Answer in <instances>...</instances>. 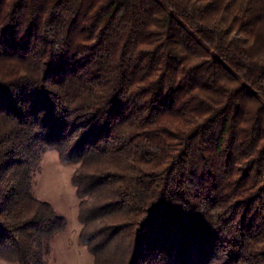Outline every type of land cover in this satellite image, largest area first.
<instances>
[{"label":"trees","instance_id":"1","mask_svg":"<svg viewBox=\"0 0 264 264\" xmlns=\"http://www.w3.org/2000/svg\"><path fill=\"white\" fill-rule=\"evenodd\" d=\"M201 1L0 0V256L67 228L56 149L95 264H264V0Z\"/></svg>","mask_w":264,"mask_h":264},{"label":"rangeland","instance_id":"2","mask_svg":"<svg viewBox=\"0 0 264 264\" xmlns=\"http://www.w3.org/2000/svg\"><path fill=\"white\" fill-rule=\"evenodd\" d=\"M221 12L226 14L227 18H233L230 10L222 8ZM76 169V165L63 162L56 149H50L44 153L33 173L36 196L51 203L67 220V228L58 232L52 241V254L48 264H95L89 246L81 241L83 230L79 207L81 199L72 183ZM0 264L16 263L0 256Z\"/></svg>","mask_w":264,"mask_h":264}]
</instances>
